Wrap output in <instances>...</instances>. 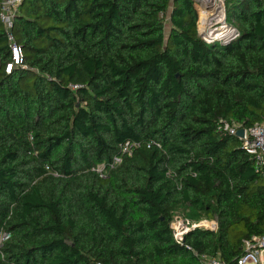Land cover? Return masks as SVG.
I'll return each mask as SVG.
<instances>
[{"label":"trees","instance_id":"16d2710c","mask_svg":"<svg viewBox=\"0 0 264 264\" xmlns=\"http://www.w3.org/2000/svg\"><path fill=\"white\" fill-rule=\"evenodd\" d=\"M225 3L230 43L200 37L193 0H24L11 73L0 19V264H235L264 234V180L218 132L264 119V0ZM178 211L218 228L180 245Z\"/></svg>","mask_w":264,"mask_h":264},{"label":"built area","instance_id":"2783aa9c","mask_svg":"<svg viewBox=\"0 0 264 264\" xmlns=\"http://www.w3.org/2000/svg\"><path fill=\"white\" fill-rule=\"evenodd\" d=\"M226 9L225 0H221ZM24 0H3L2 7L0 10V19L6 30L7 38L10 43L12 51V61L7 65V73H11L15 68L21 66L24 61V55L22 48L17 44L15 36L13 34V26L15 23V18L18 13L20 6L23 4ZM200 6L201 9H205L206 6H203L200 2H195ZM206 10V9H205ZM230 27V26H229ZM232 29V37L229 41L225 43H230L233 40H236L239 36V33L236 29ZM199 35H201L198 27ZM203 40L211 43L219 40L207 41L204 37ZM77 89V86L73 87ZM245 129L244 139H240L243 143V149L251 157L255 171L258 175L264 180V119L262 122L256 123L255 125L244 128L241 124L235 122H229L226 120H221L218 125V132L224 136H235L241 130ZM239 139V138H238ZM144 145V142L140 141H128L120 146V152L113 157L109 163H102L92 170L96 172L101 178H106L110 172L117 169L124 160L125 156H132L135 150L140 149ZM148 148L152 146H157L161 148L160 144L149 141L146 142ZM46 169L55 177L59 176L57 172L53 171L49 166ZM204 225L211 230L214 228V224L206 225L199 224L194 225L191 222L181 216L176 215L171 224L173 230L174 240L180 244L184 245L186 241V236L191 232L201 228ZM210 226V227H209ZM11 234L4 230L0 229V250L3 248L4 244L9 241ZM201 264H227L217 257H212L208 255H202L200 257ZM235 264H264V234L259 236H254L250 239H247L243 243V254L237 259Z\"/></svg>","mask_w":264,"mask_h":264},{"label":"bare ground","instance_id":"6f19581e","mask_svg":"<svg viewBox=\"0 0 264 264\" xmlns=\"http://www.w3.org/2000/svg\"><path fill=\"white\" fill-rule=\"evenodd\" d=\"M199 2L203 6H210L209 10L203 9L201 35L207 41H229L233 31L226 24V9L223 2L221 0H199Z\"/></svg>","mask_w":264,"mask_h":264},{"label":"rangeland","instance_id":"374dc122","mask_svg":"<svg viewBox=\"0 0 264 264\" xmlns=\"http://www.w3.org/2000/svg\"><path fill=\"white\" fill-rule=\"evenodd\" d=\"M225 5H226V3H225ZM227 11V10H226ZM170 12V11H169ZM169 15H170V13H168V15H166V16H162V17H164V22H165V26H166V30H167V32L169 31V29H170V26H171V24H170V17H169ZM226 16H227V13H226ZM228 32H231V31H229L228 30ZM200 37L203 39V36L202 35H200ZM176 215H178V216H181V217H183V218H185V219H187V220H189L190 222H191V224H194V225H199L200 223L202 224H208V225H210V224H214L215 226H214V228H215V230H217V228H218V224H217V222L216 221H214V220H209V219H207V218H201V219H192V218H190L189 216H187L184 212H182V211H178L177 212V214ZM210 227V226H209ZM213 228V229H214ZM207 229H209L208 227L206 228L204 225H202L201 226V228H199V230H207ZM212 229V230H213ZM211 231V230H210Z\"/></svg>","mask_w":264,"mask_h":264},{"label":"water","instance_id":"95a60500","mask_svg":"<svg viewBox=\"0 0 264 264\" xmlns=\"http://www.w3.org/2000/svg\"><path fill=\"white\" fill-rule=\"evenodd\" d=\"M194 2H198L199 3V0H193ZM206 10H209L210 9V6H206L205 7ZM244 136H245V129H241L238 133H237V138L239 139H244ZM212 231H216L215 228L212 230Z\"/></svg>","mask_w":264,"mask_h":264}]
</instances>
